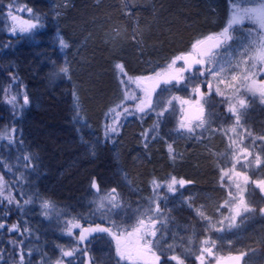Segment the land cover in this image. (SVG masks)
I'll use <instances>...</instances> for the list:
<instances>
[{
  "label": "rangeland",
  "instance_id": "1",
  "mask_svg": "<svg viewBox=\"0 0 264 264\" xmlns=\"http://www.w3.org/2000/svg\"><path fill=\"white\" fill-rule=\"evenodd\" d=\"M68 2L69 0H48V7L45 6V8L42 10L39 8V11L35 8V6H33L36 5L33 0H0V8H7L9 10L8 6L10 4L13 6L14 10L24 6H33L34 10L37 11V14L41 13L39 15L43 16V20L47 21L49 24H56V21H58V17L62 13V10H64V6ZM120 4L122 5V8L125 9L126 12H128L129 15L133 14L134 8L140 5L139 1L137 0H120ZM128 7L130 8L128 9ZM215 8H217L216 5L210 9L212 11L211 13L214 15L215 21L212 18V14L210 13L208 15L210 17V26L204 27L202 31L207 27L212 26L215 27L213 28V30L220 27L217 31H222L225 27H228V22L232 15L231 7L229 6L228 10H222V12L226 13L224 15H216L217 13H215ZM25 16H21L22 19L33 20V18H31V15H29V18H26ZM244 21H247L248 24H245ZM244 21L242 23L233 25L232 29L230 30L231 33H229V35L233 37L232 40L235 44H233L231 40L229 41V43L231 44V48L229 47L220 50V53L224 59H228L229 56L232 57L233 65L236 63V60L239 59L238 52L236 50L240 48V44H248L250 39H254L255 32L258 28L254 22L247 19H245ZM124 24L128 25V22L125 21ZM124 24H122L121 21L114 20L110 23L109 27L106 28V30H101V39L107 47V55L112 59L114 63L113 68H115V70L118 68L117 65L122 64V61H124L120 48V46L122 45L121 43L124 42V39L128 38L129 36V39L138 45L144 39V36L142 34H140V37H137L135 34H132L133 27L136 26L135 20L132 21V24L130 25V27H128L131 32L124 29L123 34H119L117 28L125 27ZM6 27L7 18L3 15V13L0 12V32L5 31ZM33 30L29 32L20 33L19 28L17 27V31L15 34H11L8 35L9 37H6L7 40L9 39L10 44L0 43V53L4 57L9 59L12 55L11 50L15 49V57H12V59L15 60L19 56L18 51L22 46L21 40L24 41L23 38L29 39L30 37H32ZM250 30L253 32V35L251 37L248 35ZM205 32V30L203 32H200L198 36L195 37V39H193L192 41L190 40L191 43H186V45H184L186 46V48L182 51L181 48H184V46L179 47L178 49H176V51H174L168 56H158L156 58L157 62H152L153 64L148 68L135 72L134 74L127 73V75L130 77H143L153 75L154 68L159 71L162 67L170 63L171 59L175 55L190 50L192 43L197 40H200L202 37L204 38ZM211 34L213 33L211 32L208 35ZM143 44H145V42ZM148 44L152 45L153 40L149 41ZM232 45L235 46L232 48ZM74 46H76V48H82L81 44ZM54 47L56 48L55 50H58L60 52L64 51L65 49V47H60L59 41L56 42ZM168 50V52L173 51L171 47H168ZM158 51L159 50H157V52ZM147 52L149 53L150 51L148 50ZM56 54H58V52H56ZM84 57L85 56H82V54L75 56L74 58L71 57V61L68 62V66L60 65V63L58 62L56 64L57 68L58 70L62 68H67L69 72L66 73L68 74L69 79L71 74L70 71L77 69V67H79L81 64L87 66V60ZM132 61L135 66L140 67L142 65L141 61L136 59V57ZM178 65H180L179 62ZM5 68H1L0 66V95L2 94L6 85L5 75L7 72ZM118 71H120V69H118L116 72L118 73ZM233 74L237 76L241 75L240 72L225 73L224 75L227 78V82L231 83L230 77ZM117 76L119 77V81ZM117 76V89L120 90V95L117 98L116 94L115 96L112 95V97H110L111 102L113 99L115 100L109 105H106L108 108L107 113L109 109L116 107V104H118L123 98L124 91L122 85L120 84V80L122 78L121 73L119 72ZM208 79L214 84V86L216 85L217 82L215 80H212L211 77H208ZM53 82L54 80L50 81L51 84ZM55 82L57 81L55 80ZM195 83H197V86L199 87L202 86V84L198 83L197 81H194L193 83L188 84L187 88H179L180 86L177 87V89H174L177 90L175 91V93L172 90H169L168 86H165L168 87V90L163 91L162 93V98L165 101H167L171 97H179L180 99L173 101L175 105V112L171 114H166L167 119L165 123L161 126V128H165L162 131H166L169 129L173 130L177 127L182 112H184L186 107V105L181 104V101H188V88L194 85ZM220 88L221 91L225 92L226 96L231 97L233 95H236V93H233L223 84L220 85ZM25 89L26 87L22 84L19 87L18 92L19 106L23 110V112H25L26 109L31 108V106H33L35 109L41 108L45 110L46 107L42 105L43 101L41 99L33 100L31 96H28ZM129 91L135 92L136 95L142 96V93L136 87L135 84H132L130 86ZM160 91L161 89H157L158 93ZM25 95L28 97V103L26 105L24 103ZM212 95H214L215 97H213ZM102 99L103 98L101 96H99V99H97L96 97L91 103L97 104V100L100 101ZM153 99H156L155 95ZM221 99L222 98L216 95L215 93L209 96V103H211L212 106L209 108L210 113L212 115L210 116L209 122L206 123V127H208L207 131L203 129H198L197 131H199V133H195L193 135H188L187 133H184L179 136H166L165 133L161 131V136H163L164 138L156 139V147L159 148L160 151H165V153L169 156L167 145L172 144L176 153L174 157H162V152H160L158 155L154 156V158H151V155L140 154L139 151L138 153L132 154V156H129L127 158L129 162L132 161V163H134L135 161L138 166H144L147 162H149V169L148 167L139 168L140 166H137L135 170L137 173L139 172L146 174L144 177L137 176L141 180H148V187L145 190L146 193L141 192L138 187H133L131 180L132 178L123 173L124 171L122 169V163L124 161L122 148L124 147L123 145L122 147H120L121 140L117 142L115 136H112L106 141L104 137V130L106 124L104 125V123L102 122L92 124L94 126L93 130L88 125L87 120L79 114H76L73 118L74 125H76L77 128V141L75 138L71 139L70 137L67 141L68 144L62 143L61 147H63V144L65 146H71L76 141L79 146L82 145V147L78 148H83L85 151H79L78 154H71L70 161L56 159L54 157V152L52 154L48 153V157H46L44 152L37 153L39 157H35V152L25 153L20 149L16 151V154H10L11 152L8 147L6 153V155H8V165L11 166V169L13 170V176H15L16 179H20L22 181V187L21 185H19V190L26 193V196H30L36 199L33 200L31 204L25 206L23 209L20 210L21 215L24 216V218L26 219V227L30 228L33 234L32 237L28 238L27 241V248L35 249V252L31 257L32 264H38V262L41 260V254H46L49 260V264H56L58 260H61L62 264H69L70 259L71 264H81V258L79 256H75V258H62L60 248L57 247L61 246L65 251H68L72 249V247H75L73 236L79 234V230L75 229V232L71 237L67 236L66 234H64L66 232V225L64 223L65 221L78 220L83 227H95L97 224H99L101 227H112L113 222L120 224L121 227H125L127 224L133 222L131 220L124 219L125 213L131 214L132 210L139 207L140 204L146 205L147 199L152 197L153 190L151 182L153 180L163 183L167 182L168 180H170L171 177L174 176L177 178V180L182 179L189 182L190 180L185 178V176L180 179L178 172L194 173L193 170H195L196 168L197 170H201L200 175H202L203 170L208 173V171L204 169V167L209 164L208 162L212 161H216V168L213 171L210 179H215L216 181L218 180L219 183L215 185L214 192L212 194L208 196L206 195L205 197L204 195L203 197L200 196V202L198 201V199H195L197 194H195L193 197V190L190 187H187V185H189L191 182L186 183L182 188L177 189L176 194L174 196L167 193L166 189H163L159 192V195L167 197V204L165 205V203L161 202V208L164 209L166 215L171 217V220L168 224V234L165 239L164 248L167 249L168 245L173 246L171 251H166L164 255H161L160 264H176L175 261L169 260V257L172 255L180 256L181 259L184 260V262H191L192 259L194 260L196 256H199L201 254V247L204 246L201 245L200 242L206 238H210L212 241L216 242L215 247H213L211 244L206 245V247L212 248V255L207 256L205 258L206 260L213 259L212 262L215 263L220 259H227L228 256L237 253H244L246 251V257L243 264H264V255L260 252L257 253V249L255 248V244L258 245L264 242V213L260 211L261 209H264V193L260 194L257 190L251 189L245 196H243L245 204L251 211H249L248 213L242 212L241 216L237 217L236 219V226L231 229L228 228L230 219L226 218H230L233 214L232 212H230V207H235V205L239 202V195L241 194H237L235 192L234 185L233 195L236 196L237 199L232 201L229 206L221 208L219 212L216 211V209L220 207V205H222L225 200L229 199L227 189L228 181L227 178H225V181L222 186L220 169L223 168L225 171L232 169V164L228 161L230 158L235 157L234 152L229 151L230 139L235 140L233 134L229 130L227 131V134L219 131H213L214 129H219L221 127L227 129L225 126L231 121L230 115L226 113L228 104L223 103V110H221L220 107L216 106V104L219 103ZM76 100L77 99L75 98V102H69L70 105L74 107V111L77 106ZM105 101L108 102V100ZM55 103H57L62 108V110H65V106H68V104H63V101L62 103ZM131 105H134L131 101L127 102V106L130 107ZM215 110L220 111V113H215ZM221 116H223L224 119L221 118ZM227 116L229 118H227ZM35 118L37 119L38 115L37 117L35 116ZM129 120L139 121L140 128L135 127L132 124L128 126L123 123L124 125L122 124L119 129V132L124 127H126V129L128 130H133L135 127V134L139 132L138 137H136L135 139V142L137 143V147L139 146L140 148L142 147V145L144 146L140 134L145 129L151 128L149 126H152L153 122L156 120V116L154 113H150L144 116L142 121L137 117H129ZM243 120L244 125L247 128L246 132H251L253 136L264 135V106L260 108L258 102L254 101L253 103H251L249 109L246 111ZM240 128H242V125L240 126ZM86 131H88V133L90 131H94V134H88ZM95 132L101 134L103 138L101 136L98 137L97 135H95ZM169 138H171L170 143H168ZM244 139L246 141L245 148L249 149V151L251 148L250 153H252V155L248 157V160H250L252 163L248 166H242L243 163L237 164L235 172L237 171L238 173L248 175L252 181L256 179H264V168L257 170L255 167L254 160V157L257 154H259L261 156V159L264 160V151L260 150L259 142H257V146H253L252 141L250 139H246L245 137ZM235 141L239 143L238 140ZM108 143L110 144V147H108L110 149L106 151H110L111 153L107 154L109 160L106 159L104 161L106 162V164L109 161L107 167L110 171V174L108 178L101 176L102 180L100 179V177L97 176V182L99 186V193H97L95 189H92L90 187L91 178H96V176H94L93 174V171L96 170V166L100 165V163H104L102 162V154L103 156H105L104 146ZM150 143H153V141L151 140L149 142L147 148L151 146ZM201 143L204 144V149L198 147V145H200ZM56 149H58V147L54 150ZM192 149L194 150L195 154H193L192 156L187 155V151L191 153ZM152 152L155 153L154 150H152ZM182 154L187 157L185 161H182V165L180 162V164L176 165L175 168L173 167L177 171V173H165L166 171L163 170L162 167L164 166V164H167V160L169 159L175 162H179L181 161L180 155ZM21 155H30L31 157H33L30 161V164L35 168L34 171H25V165L23 164V162H20L19 167H16V158ZM140 157L145 159H141ZM41 158L45 160H42ZM39 159H41L44 164L40 162ZM218 159L221 160V163L218 162ZM46 160L49 162L46 163ZM80 162H83V164L80 166L81 168L75 167ZM128 167H126V169H129ZM135 171L132 170L134 174ZM76 172H79V174ZM21 173H23V175H21ZM214 174L218 175V179H216ZM186 176L190 178L188 175ZM235 181L237 182V179ZM111 184L113 185L110 186ZM138 184L139 188H141L142 183ZM192 184L194 187V182H192ZM178 187L179 186H177V188ZM113 188H115L116 192L119 194V201L123 205L124 210L121 211L119 215L113 214L109 218L108 209L105 208L101 211H96V205L97 203H99L100 197L110 192ZM147 191L150 195L147 194ZM144 194H146L145 198L139 197L140 195ZM203 199H207V201L210 200L212 204L209 206H205L203 203ZM44 200H49L53 205V207L49 210L50 218H45V216L42 215V212L44 210L41 209L40 205ZM200 204H202L203 206ZM189 205H191V207H189ZM198 210L202 211L206 216L211 217V228H209V226L199 218V216L197 215ZM57 216H59V218H57ZM221 221H223V224L220 223ZM221 228L224 229L223 232L216 231L217 229ZM113 230L117 231L116 228H113ZM173 233L176 234L175 239H173ZM93 235L97 238L93 239L90 244L85 242L86 246L89 249V251L87 252L89 253V258H94L95 264H117L119 258L117 257L115 251V241L111 238V236H109L108 234ZM189 241H191V243H189ZM154 250L157 252V255L161 254L159 249ZM83 260L85 264L86 258L84 257Z\"/></svg>",
  "mask_w": 264,
  "mask_h": 264
},
{
  "label": "snow or ice",
  "instance_id": "2",
  "mask_svg": "<svg viewBox=\"0 0 264 264\" xmlns=\"http://www.w3.org/2000/svg\"><path fill=\"white\" fill-rule=\"evenodd\" d=\"M8 7L9 11L7 15L13 22L10 29L13 34L16 33L17 27L20 33L29 32L39 27L40 17L33 14V9L26 6L15 9L18 12H26L33 15V20H24L21 16L13 14V6L11 4ZM245 19L254 22L258 26V29L255 32L254 39H250L248 44H240V48L236 50L239 59H237L236 63L233 65L232 57L229 56L228 59H224L219 50L231 47L229 41H231L233 37L229 35L230 30L233 25L242 23ZM248 35L251 37L253 32L250 30ZM60 47H67L62 39H60ZM178 62L180 63L179 67H177ZM117 67L120 69L122 77L120 84L123 87L124 94L116 107L109 109L108 113L105 114L106 119H111L113 121V123L105 125L106 141L112 136L119 135L120 127L129 117H137L142 121L144 116L150 113L155 114L156 120L153 122L151 129H145L140 134L144 147H148L150 140L154 141L158 138L163 139L164 137L161 136V126L167 119L166 114L175 112L173 101L180 98L171 97L165 101L162 98V93L168 90V87L161 88V85L187 88L188 84L197 80L200 84L207 86L208 96L215 93L222 98L221 103L228 104L226 113L230 116H236V121L239 123L240 117L237 115L236 107L232 104V100L236 99V96H226L225 92L221 91L220 85H225V87L233 93H239L241 88L253 93V95L259 93L261 100L264 101V79L257 81L255 78L264 75V0H234L228 27H225L220 33L205 37L203 40L195 41L192 43L190 51L175 55L170 63L162 67L159 71L154 68L153 75L130 77L127 75V72L124 71L123 65H117ZM60 71L66 73L68 69L62 68ZM236 72H240L241 75L237 76L233 74L230 77L231 83L227 82V78L224 74ZM208 77H211L212 80L217 82L215 86ZM11 79L13 84L18 82V77L14 75L11 76ZM132 84L136 85L142 93V96L129 91ZM157 89H161V91L158 93ZM192 92L198 97L194 102V110L191 113L182 112L177 127L171 130L167 135L179 136L184 133L193 135L197 129L208 130V127H206L207 122L204 118V108L200 103L201 99L206 98V94L201 91L199 86L194 87ZM154 95L156 97L155 100L153 99ZM15 101L16 97L13 96L9 103L15 104ZM129 101L134 104V107L127 106V102ZM24 103L25 105L28 103V97L26 95L24 96ZM181 104L192 105L193 102L181 101ZM239 104L241 107H244L245 101L240 100ZM209 115L212 114L210 113ZM213 131L226 134L228 129L221 127ZM231 131L235 132L236 129L232 128ZM13 132H15V129H13ZM245 138L250 139L253 146H257V142H259L260 150L264 151V135L253 136L251 132H246ZM2 141L3 136L0 134V142ZM8 143L11 145L14 141L9 138ZM243 143V140L237 143V141L230 139L229 151L240 152L244 158L242 166H248L252 163L248 160V157L251 156L252 153H250L247 148L241 149L240 145ZM167 150L170 157L176 155L172 144L167 145ZM32 158L33 157L30 155L18 156L16 158V167L20 166V162H23L25 171H34L35 168L30 164ZM254 160L257 170L264 168V160L261 159L259 154L255 155ZM228 162L232 164V169L225 171L221 168L220 171L222 186L225 178H227L228 181L227 189L229 199L225 200L224 203L216 209L217 212H219L221 208L229 206L232 201L237 199V197L233 195V185L237 194L242 192L241 185L234 181V176L240 177L243 175V182L245 185L251 182L264 192V179L251 181L248 175L235 172L237 164L242 163L238 157L230 158ZM10 170L11 168L9 167V171ZM21 175H23V173H21ZM7 183L8 182L3 180V177H0V198H3L0 199V209L4 208V200L7 201L9 206L15 203L18 211L32 203V198L29 197V199L24 200L23 204H21L15 199V196L12 195L11 192L4 197V188ZM16 183L22 187V181L20 179H17ZM186 183L190 182L182 179L177 180L174 176L171 177L169 181L163 183L153 180L151 182L153 190L152 197L147 199L146 205L140 204L139 207L132 210L131 214L125 213L124 219L133 221L125 227H121V225L116 222L112 223V227H101L99 224L95 227H83L78 220L65 221L66 232L64 234L71 237L73 235V229H79V236L75 241L77 246L71 250L65 251L61 246H57L60 248L61 257L72 258L74 256H79L81 258V264H84L83 258L89 251L85 242L90 244L93 239H96L97 237L93 234H108L115 241V251L119 260L133 262L142 261L143 264H160L161 255H164L166 251H171L173 246L168 245L167 249L164 248L165 239L168 234V224L171 217L166 215L164 209L161 208V202L165 203V205L167 204V197L159 195V192L166 189L167 193L174 196L177 191V186L182 188ZM90 187L99 193V186L95 178L92 179ZM20 194L21 197L26 195V193L22 191ZM40 207L44 210L42 215H44L45 218H50L49 210L53 207L52 203L49 200H44ZM189 207H191V205H189ZM105 208L108 209L109 218L113 214L119 215L120 212L124 210L123 205L119 201V194L116 192L115 188L101 196L99 203L96 205V211H101ZM249 211L251 210L245 204L243 195L240 194L239 202L234 208L230 207V212L233 214L230 218H226L230 219L228 228L231 229L235 227L237 217H240L242 212L248 213ZM260 211L264 213V209ZM8 215L9 213L7 211H0V231L7 229L8 233H17L20 239L9 241L12 245L11 251L5 253L4 249H0V264H32L31 257L35 249L27 248L25 237L31 238L33 234L30 228H22L20 222L13 223L10 226L7 225L6 220ZM197 215L209 226V228L212 227L211 217L206 216L199 210L197 211ZM57 218H59V216H57ZM24 223L26 224L27 222L25 221ZM220 223L223 224V221ZM113 228H116L117 231H113ZM129 228L131 229L130 231L128 230ZM216 231L223 232L224 229L221 228ZM172 236L173 239L176 238L175 233H173ZM189 243H191V241H189ZM200 243L204 247H201V254L196 256L195 259L199 261V264H205V258L212 255V248L206 247V245L211 244L215 247L216 242L212 241L210 238H206ZM154 249H159L161 254L157 255ZM26 255L28 259H26ZM243 255L242 253L241 256L231 257V259L239 261ZM169 260L175 261L176 264H184V260L178 255L170 256ZM38 264H49L46 254H41V260ZM56 264H62V261L58 260ZM69 264H71V259L69 260ZM88 264H95L94 258H89ZM117 264H119V261Z\"/></svg>",
  "mask_w": 264,
  "mask_h": 264
},
{
  "label": "trees",
  "instance_id": "3",
  "mask_svg": "<svg viewBox=\"0 0 264 264\" xmlns=\"http://www.w3.org/2000/svg\"><path fill=\"white\" fill-rule=\"evenodd\" d=\"M56 1H62V0H56ZM139 1L140 5L134 8L133 14L127 16L124 15L123 13V17L122 20L123 22H128V25H125V27H119L118 33L119 34H123L124 29L128 30L131 32V30L128 28L130 27V25L132 24V21L135 20V25H139V27L144 30L143 32V36L144 39L143 41H141L140 44H142V47H145L147 49H145V54L147 57V61H144V59H138L139 61H141V63L144 62H157L156 58L158 56H165L168 53V48L167 49H159V47L161 48V46H163L162 44H166L167 43V35L168 38H170L169 36H173L174 39L178 38L177 33L187 29L186 26L189 27L190 25V17L192 18V16H195L196 18L194 19L195 23L198 21L199 24H202L201 29H203L206 26H210L209 25V21H210V17L208 16L212 11L210 9H204L200 6V1L202 0H197V3H191L193 5V7L195 8V10L197 11V13H195V11H186L183 10L177 14H175V18L173 21H167L165 19L162 18V16L160 17V15H162V10H166L168 12H171V9L175 8L176 6H180L182 7V4H188L186 2L181 3V0H137ZM189 3L191 1H196V0H187ZM217 8H215V13L218 14H226L225 10H228V7L230 6L232 9L234 0H211ZM111 2H114V4ZM110 4V5H109ZM229 5V6H228ZM106 6H112V8L106 12H104L105 10L100 9L101 7H106ZM141 6V7H140ZM243 6V5H242ZM33 9V14L35 16H39L40 17V21H39V27L35 28L32 32V38L34 40V44H37L36 46V52L39 53H45L48 52L47 49L48 45H45L43 43V41H46V38L50 36V34L53 37L54 40V46L56 44L57 41L60 42V39H62L64 42H66L64 40L65 35L66 34H70V36H73V33L76 31V24L77 20H80L82 25V33L84 31H87L89 33V37L87 39H85V45L87 42H91L92 45L91 47H89L87 49V51L85 52L83 49V44L81 43H77V45L81 44L82 45V54L85 53V58L87 60V67L89 68V70L86 73L82 72V69L80 68V70L78 71L76 69V72L71 73L69 79L66 81V85L70 88H74L77 87L80 92H81V98L82 101L87 100V99H95L97 97V99H99V95H100V87L96 86V89L92 88L91 84L89 87H87L90 83H91V79L93 76L96 75V70L101 67L104 66L106 67V64L112 62V59L107 55V47L104 44V42L101 39V35H102V31L101 30H105L106 28L109 27L110 23L113 22L112 20L114 19L115 16H117V12L122 8V5L120 4V0H69V2L64 6V10H62V13L60 14V16L58 17V21H56V24H49L47 21L43 20V16L39 15L41 13L37 14V11L34 10V7H28ZM8 9L7 8H0V12L3 13V15L7 18V27L5 28L4 31V36L5 37H9L8 35L13 34L10 29L12 27L13 22L11 21L10 17H8ZM92 12V15L88 18H86L87 14ZM149 12V13H148ZM146 13L148 14V16L146 15ZM13 14H20L18 16H22L26 18H29L28 13H21L18 12L16 10L13 9ZM212 14V13H211ZM31 18H33V15H31ZM212 18L214 19V15L212 14ZM101 19V20H100ZM163 21V22H162ZM215 21V19H214ZM100 23V25H98ZM95 24V25H93ZM166 25V26H165ZM54 26V27H52ZM153 27V28H152ZM215 27H207L206 29H204L205 35L208 34L210 31H212V29ZM51 29H53V32L51 31ZM170 29V31L173 34L176 35H170L168 33V30ZM189 30V29H188ZM203 30V31H204ZM202 30H200L201 32ZM49 32V33H48ZM52 32V33H50ZM2 34V35H3ZM136 36H138V34L134 33ZM191 36V34H188L181 40V42L183 44L186 43H191L192 39H189ZM1 37V36H0ZM45 37V38H44ZM129 37V36H128ZM42 38H44L42 40ZM74 38V37H73ZM130 38V37H129ZM157 39V40H156ZM42 40V41H41ZM81 40V39H80ZM80 40H77L80 41ZM153 40V45L159 44L160 46L158 47L157 50H160L158 52H154V50H152L151 47L152 45L148 44L149 41ZM191 40V41H190ZM168 46L172 47L173 43H170L171 41L168 39ZM33 42V41H32ZM46 42H49V39H47ZM74 42L75 39H73L71 42H69L71 44V46H74ZM145 42V44H143ZM24 41L21 40V44L23 45ZM190 45V44H189ZM186 46H184V48H181V51L183 49H185ZM56 48L54 47V51L55 53H62L64 51H58L55 50ZM150 51L149 53L147 51ZM57 55V54H56ZM152 63V64H153ZM86 64V63H85ZM124 64H126V67L128 66V62H125ZM150 65H144L142 64L140 67H138V69H134V71L130 72V74H134L135 72L141 71L143 69L148 68ZM82 65V64H81ZM84 66V64L82 65V67ZM80 67V66H79ZM23 65L22 63L19 65V68H5L6 70V85L5 88L2 92V94L0 95V134H2L3 136V146L0 148V177H3V180L8 182L5 185L4 188V197H6L9 192L12 193V195L15 196V199L17 201H19L21 204H23L24 200L29 199L30 196H26L24 195L23 197H21V191L19 190V184L16 183V179H14L13 177H9V175L6 174L7 171V165H8V159L6 156L7 153V148L9 147L10 149V154H16V151H18L22 146H24L23 144H21L22 142V137H23V129L25 132V136L28 135V130L31 128V125L33 123L36 122V126L35 127H40V126H45L46 124L50 123L52 124V122H55L54 117H57L56 115L60 112V109H62L57 103L52 102L49 105V108H47V110H43L41 108L35 109L33 106H31V108L26 109L25 112H23V110L20 108L19 106V98H18V92H19V87L23 84L26 85L27 83L25 82L24 76H23ZM11 74V75H10ZM16 76L18 77V82L13 84V81L11 79V76ZM118 81H119V77L117 76ZM98 84V83H97ZM11 85V87H10ZM87 85V86H86ZM86 86V87H85ZM82 88V89H81ZM37 89V88H35ZM26 90V89H25ZM33 92H30V91ZM27 91L33 95H31L33 100H38L37 99V95L36 93H34V88L28 86L27 87ZM87 91V92H86ZM83 92L90 93L91 95H93L91 97V95L89 96V94H87V96L83 95ZM116 94V98L120 95L119 91L117 89V93ZM115 94H113L115 96ZM15 96L16 97V101L15 104L9 103V101L11 100V98ZM101 96V95H100ZM115 99L112 100V102ZM244 101V99H241ZM111 102V99L108 100V102L106 101L105 103L107 105H109ZM104 103V104H105ZM117 105V104H116ZM240 105V104H237ZM130 107H134V105H131ZM115 108V107H114ZM120 111V110H118ZM54 112H56V115L53 114ZM38 118L36 119L35 116ZM10 117V120H8V118ZM35 118V119H34ZM111 120V119H109ZM133 126L140 128V126L138 124H135L136 121H130ZM113 123V122H111ZM105 125V124H104ZM33 126V125H32ZM134 127L133 130H128L126 129V127H124L120 132L119 135H116V140L117 142L121 140V146L127 145V144H132V142L136 139V137H138V135H135V131L136 128ZM13 129H15V132H13ZM56 131L55 134H59L60 135V140L55 144L56 147L59 146V148H61V143H66V141H68L67 139V135H62V131L63 129L60 128L57 129L56 126H53V129L50 130V132H48V134H45L43 132V136H42V142H46L50 136H52L53 132ZM140 131V130H139ZM24 136V137H25ZM55 137V136H54ZM9 138H11L14 143H12L11 145L8 143ZM58 145V146H57ZM138 147H136L135 149H138ZM123 149H126L123 148ZM135 149L128 151V152H123V161H128L127 158L129 156H132V154H135L136 151ZM104 150H108V144H105L104 146ZM46 155V157H48L49 155L47 153H44ZM140 154H144L142 153V150H140ZM192 156L193 154H195L194 152L190 153ZM42 159V158H41ZM39 159L40 162L43 163L42 160L45 159ZM38 161V164H39ZM185 161V160H183ZM49 161L46 160V163H48ZM187 163V162H186ZM44 164V163H43ZM138 165L136 164L135 169ZM140 166V167H139ZM139 168H145V166L139 165ZM150 168V167H149ZM195 170H197L195 168ZM79 174V172H76ZM175 173H177V171H175ZM144 174V176L146 175L145 173H141ZM180 179L183 178V176H185V178H187L188 180H190L189 182H191L189 185H187V187H190L195 194H197L195 199H198L200 197L201 194L204 195V197L207 195H210L214 192V187L216 185V180L215 179H210V181L206 184L203 185H198L196 182V177L193 176L192 173H186V172H178ZM186 175H188L190 178H188ZM95 180L97 182V175ZM79 177V176H78ZM92 181V178H91ZM169 181V180H168ZM185 181V180H184ZM192 182H194V187ZM98 184V182H97ZM212 186H213V191H212ZM254 185H252L253 187ZM247 187V185H246ZM256 187V186H255ZM189 188V189H190ZM177 189H180V187H178ZM248 191V190H247ZM244 196V194H242ZM212 197V196H210ZM32 198V197H31ZM3 199V198H0ZM36 200L35 198H32V201ZM4 208L0 209V211H7L9 213L8 218L6 220L7 225H11L13 223H17L20 222L21 223V227H26L25 222V218L24 216L21 215V211H18L16 208L15 203H13L11 206H9L7 204V201L4 200ZM203 203L205 206H209L211 205V201L207 199H203ZM202 205V204H200ZM203 206V205H202ZM259 216V215H258ZM79 230V229H76ZM131 229H129L130 231ZM75 232V229H73V233ZM79 236V234L74 236V239L76 241V238ZM16 239L19 240L20 236L17 233H8L7 229L0 231V249H4L5 253L11 251L12 245L9 243V241ZM26 241H28V238L25 237ZM76 243H75V247H76ZM255 248L257 249L256 252H260L264 255V242L260 243V244H255ZM26 251V250H25ZM246 252V251H245ZM244 252V253H245ZM246 255V253H245ZM87 256V254H86ZM7 258V257H6ZM26 259H27V255H26ZM206 260V259H205ZM213 259L211 260H206L205 264H227V259H220L217 262L213 263L212 262ZM184 264H199V261L196 259H192L191 262H184Z\"/></svg>",
  "mask_w": 264,
  "mask_h": 264
},
{
  "label": "bare ground",
  "instance_id": "4",
  "mask_svg": "<svg viewBox=\"0 0 264 264\" xmlns=\"http://www.w3.org/2000/svg\"><path fill=\"white\" fill-rule=\"evenodd\" d=\"M33 1L37 5V6L33 5V6H35V8L37 10H39V8L42 10L45 8V6L48 7L47 6L48 0H37V1L33 0ZM180 2L181 3L186 2L188 4H182V7H181V5L176 6L175 8L171 9V12H168V11L163 9L161 12L162 15H160V17L162 16V18L167 20V21H173L175 18V14L176 13L178 14L180 12V10L181 11H183V10L192 11V9H193V11H195V13H197L195 8L191 4V3H197V0L191 1L190 3L187 0H181ZM112 3L114 4V2H111V4ZM199 4L204 9H211L215 6V4L211 0H202V1H200ZM111 8H112V6H106V7H101L100 9L105 10L104 12H106V11L110 10ZM129 8L130 7H128V9ZM123 13H124V15H129L125 9L121 8L117 12L118 15L115 16L112 21H114V20L121 21L123 24L124 23L122 20ZM91 15H92V12L88 13L86 18L90 17ZM146 15L148 16L147 13H146ZM195 18H196L195 16H192V18L190 17L189 27L186 26L187 29L178 32L177 33L178 38L174 39L173 36H169L170 38H168V35H167V39H166L167 43L169 42L168 39L171 41L170 43H173L172 47H171V49L173 51L168 52L166 54L167 56L172 54L179 47L186 45V44H183L181 42V40L187 35V33L191 34L189 39H192V38L195 39V37L198 36V34L200 33V30H202L201 29L202 24H199L198 21L195 23V21H194ZM77 23L78 24H76V31L73 33V36H70V34L65 35L64 40L66 41L65 44L67 45V47H65L64 52L58 53L57 55L54 51V40H53V37L51 34L49 37L46 38V41H47V39H49V42L43 41V43L45 45H48V48H49V49H47L48 52H45V53L36 52L35 48H36L37 44L33 45L34 40L32 37H30L29 39L23 38L25 43L20 47V49L18 51L19 56L15 60L12 59V57H15L14 56L15 51H16L15 49L11 50L12 55L10 56L9 59L4 57L0 53V66H1V68H5V67L11 68V69H14L16 67L19 68V65L22 63V65L24 67L23 68V76H24L25 82L27 83L26 85H24L26 87V92H27L28 96H31L33 94H31L27 91V87L30 86V87L34 88V91H35L34 93H36L38 100L41 99L43 101L42 105L44 107H46L45 110H47V108H49V105L52 102H61L62 103V101H63V104H68V106H65L66 109L65 110L60 109V112L57 115H56V112L53 113L57 117L53 116L55 122H52V124L50 122V123L46 124L45 126L35 127L36 126V122H35L32 124L33 126L31 125V128L28 130V135H26V136H25L26 131H24V129H23V137H22L21 144H23L24 146H22L20 148V150L25 152V153L35 152V155H34L35 157H39L37 155V153H40V152H44L47 154L48 153L52 154L54 152V157L56 159L70 161L71 160V154H78L79 151H82V152L85 151L83 148H78V147H82V145L79 146L76 143V141H77L76 135H78V134H77L76 125H74V120H73V118L75 117L76 114H79L80 116L84 117L87 120L88 125L93 130H94V126L92 124H96L98 122H102L104 124H109V123L113 122L112 120L106 119V116H105V114L107 113V109H108L106 106L108 103L106 104L105 100L111 99L110 97H112L113 94L117 93V78H116V76L119 74L120 71H118V73H117L116 71L119 68H117L116 70H115V68H113L114 67L113 61L106 64V67H104V66L99 67L96 70V75L92 77L91 83L88 86L86 85L87 87H89L91 84L94 83L93 85H91V87L93 89L94 88L96 89V86L100 87L99 92H100V95L103 99L100 101L97 100V104L91 103L94 99H87V100L82 101L80 90L77 87L69 88L65 84V82L68 80V74L67 73L69 71H67V73H63L60 70H58V68H57L56 64L58 62L60 63V65H64V66L67 65L68 66L69 65L68 62L71 61V57L74 58L75 56L82 54V52H81L82 48H76V46H71V44L69 43L73 39H75V41H76V42H74V45H77V43L83 44V47H84L83 49L86 48L84 50L85 52L92 45L91 42H87L86 45L84 44L85 39H87L89 37V33L87 31H84L82 33V25L83 24L81 23L80 20H77ZM93 25H95V24H93ZM98 25H100V23ZM52 27H54V26H52ZM51 31L53 32V29H51ZM52 32H50V33H52ZM143 32H144V30H142L139 27V25H136L133 27L132 34H134V33L138 34L137 37H140L141 36L140 34L143 35ZM201 32H203V31H201ZM3 33H4V31L0 32V35H1L0 43L1 44L2 43H4V44L9 43L10 44L9 39L7 40ZM168 33L170 35H176V34H173L170 31V29L168 30ZM44 38H42V40ZM77 40H80V41L77 42ZM167 43L162 44L163 46H161V48L159 47L160 46L159 44H156V45L152 44V46L149 48H151L152 50L155 49L154 52L156 53L158 47H159V49H163V48L167 49L169 47L168 46L169 43L168 44ZM121 44L122 45L120 46V48H121L122 56H123V60H124V61H122L123 62L122 64H123V68H124L125 72L130 73V72L134 71V69H136V68L138 69V67H136L132 61L135 57H136V59H142V60L144 59V61H147V57L145 54V49H147V48L142 47V45H140V44L138 45V44L132 42L129 39V37L124 39V42H122ZM234 46L235 45H232V48ZM7 53H8V51H7ZM7 56H9V55H7ZM82 56H85V53L82 54ZM125 62H128L127 67H126V64H124ZM122 64H120V65H122ZM142 64H144V65L149 64L150 65V64H152V62L148 61V62H144ZM80 68L82 69L83 73H86L89 70V68L85 65H84V67H82V65H80V67H77V70L79 71ZM74 72H76V69L70 71V73H74ZM51 74H52V76H51ZM52 80H54V82L56 80L57 82H55V83L53 82L51 84L50 81H52ZM35 88H37V89H35ZM118 91H120V90H118ZM30 92H33V91L31 90ZM86 92H83V95H85V96H87V94H89V96L91 95L90 93L86 94ZM92 96L93 95H91V97ZM75 98L77 99L76 100L77 106H76L75 111H74V107L71 106L69 102H72V101L75 102ZM42 111H43V109H42ZM8 120H10V117L8 118ZM130 121L131 120H129V118H128L127 121L124 122V124L129 126ZM134 121H136L135 124H138V125L140 124L139 121H137V120H134ZM149 124H151V123H149ZM53 126H56V128L59 130H60V128H62L63 131L61 133H62V135H67L66 136L67 139H69L70 137H71V139L75 138L76 139L75 143L71 146H68V145L65 146L63 144V147H61V148H59V146L57 145L58 149L54 150L55 148H57L55 146V144L60 140V135L58 133L55 134L56 131L53 132L52 136H50V138L46 142H44V141L42 142L43 132L45 134H48V132H50V130L53 129ZM149 127H151V125ZM164 128H161V131ZM171 130L172 129H169L166 131L164 130L162 132L165 133L166 136H169L167 134ZM86 132L88 133V131H86ZM138 133H136L135 135H138ZM88 134H94V131H90ZM104 134H105V130H104ZM95 135H97L98 137L99 136L102 137L101 134H98L96 132H95ZM104 137H105V135H104ZM170 141H171V138H169L168 143H170ZM66 143L68 144L67 141H66ZM156 143H157V140H154L153 143H150L151 146L147 149H145V147L143 145H142V147L135 149L137 147V143L134 140L132 142V144H130V143L127 145L123 144V147L124 148L126 147V149L122 148V153L135 149L136 153H138L140 150H142V153L147 154V155H151L150 156L151 158H154V156L158 155L160 152H162L161 153L162 157L167 156L169 158V156L165 153V151H160L159 148L156 147ZM3 144H4L3 142H0V148L3 146ZM61 145H62V143H61ZM108 147H110L109 143H108ZM198 147H200L201 149L205 148L203 143L198 145ZM192 148H195V147H192ZM109 149L110 148H108V150ZM57 150H58V152H57ZM152 150H154L156 154L153 153ZM193 152H194V150L192 149V153ZM109 153H111V152L110 151L107 152L105 150V152H104L105 156H103V154H102V157H103L102 162H104V163L103 164L100 163V165H97L96 170L93 171V174L100 177V179L102 178L101 176L108 178V176L110 174V171L108 170V167H107V164L109 163V161L107 164L104 161L106 159L109 160V157L107 156V154H109ZM187 155H191V154L187 151ZM6 156H8V155H6ZM186 157L187 156H184L183 154L180 155L181 161H179V162H175L173 160L168 159L166 162L167 164H164V166L162 167L163 170H165L166 171L165 173H167V174L175 173V171H176L174 169L175 166L180 164V162L182 165L183 164L182 161L185 160ZM141 159H145V158H141ZM218 162L221 163V160L218 159ZM208 163L209 164L204 167V169H206L208 171V173L205 170H203V174L200 175L201 170H193L194 173H192V174H193V176L196 177V181H197L196 183L198 185H203V184L208 183L210 181V178H211L213 171L216 168V161H212V162H208ZM82 164H83V162L82 163L80 162L75 167L81 168L80 166ZM122 164H123L122 169L124 171L123 173H125L127 176L132 178L131 179L132 180V186L138 187V189L141 190V192L146 193L145 190L148 187V185H147L148 180H145V179L141 180L139 177H137V176L144 177V174H141L139 172L137 173L135 171L136 169L134 166L137 163H135V161H134V163H132V161L131 162L124 161ZM168 164H170L172 166H170ZM148 165H149V162H147L144 165L145 168L148 167ZM9 167L11 168V166L7 165L6 174L9 175V177H11V178L13 177L14 179H16L15 176H13V170L11 169L9 171ZM126 167H128L129 169H126ZM148 169H149V167H148ZM132 170L135 171V174L132 172ZM215 174H216V171H215ZM215 177H216V179H218V175H215ZM133 181L135 184L133 183ZM138 183H142L141 188H139ZM217 183H219L218 180L216 181V184ZM112 185L113 184H111L110 186H112ZM144 185H145V187H144ZM192 192H193V197H194L195 192L194 191H192ZM147 194L150 195L148 191H147ZM200 196L203 197V194H201ZM139 197L145 198L146 194L140 195ZM198 201L200 202V198H198ZM72 248H74V247H72ZM73 258H75V256Z\"/></svg>",
  "mask_w": 264,
  "mask_h": 264
},
{
  "label": "water",
  "instance_id": "5",
  "mask_svg": "<svg viewBox=\"0 0 264 264\" xmlns=\"http://www.w3.org/2000/svg\"><path fill=\"white\" fill-rule=\"evenodd\" d=\"M241 256V254H234L228 258L229 264H242V260L244 258V255L241 257L239 261H236L234 259H231V257Z\"/></svg>",
  "mask_w": 264,
  "mask_h": 264
},
{
  "label": "flooded vegetation",
  "instance_id": "6",
  "mask_svg": "<svg viewBox=\"0 0 264 264\" xmlns=\"http://www.w3.org/2000/svg\"><path fill=\"white\" fill-rule=\"evenodd\" d=\"M233 44H234V43H233ZM230 48H231V47H230ZM255 78H256L257 81H259V80H261V79H264V75L257 76V77H255ZM259 99H261L260 96H259ZM261 104L264 105V101L261 100ZM138 262H139V261H138Z\"/></svg>",
  "mask_w": 264,
  "mask_h": 264
}]
</instances>
